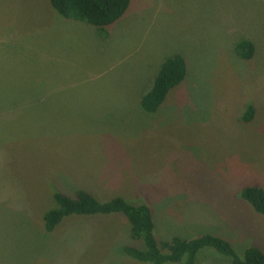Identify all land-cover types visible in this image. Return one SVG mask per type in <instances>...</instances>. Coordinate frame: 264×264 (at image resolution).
<instances>
[{"label": "rangeland", "instance_id": "374dc122", "mask_svg": "<svg viewBox=\"0 0 264 264\" xmlns=\"http://www.w3.org/2000/svg\"><path fill=\"white\" fill-rule=\"evenodd\" d=\"M107 33L48 0H0V264H148L119 251L141 245L119 213L43 230L52 192L77 188L146 204L156 241L212 234L237 255L264 251V216L239 195L264 189V0H129ZM173 53L184 78L142 111ZM194 264L229 258L203 247Z\"/></svg>", "mask_w": 264, "mask_h": 264}, {"label": "trees", "instance_id": "16d2710c", "mask_svg": "<svg viewBox=\"0 0 264 264\" xmlns=\"http://www.w3.org/2000/svg\"><path fill=\"white\" fill-rule=\"evenodd\" d=\"M57 16L73 20L94 28L101 38H106L107 26L116 21L126 10L129 0H48ZM239 58L246 60L253 54V44L240 39L233 45ZM185 75V60L177 53L166 56L158 65L151 86L139 98V106L144 112H154L164 100L169 89L177 85ZM253 109L247 106L241 116L243 122L251 119ZM240 197L252 209L264 216V189L259 186H244ZM54 206L42 214V226L46 232L51 231L60 219L70 214H121L128 223L129 237L140 241V246L123 245L119 251L132 259L148 264L177 263L194 264L199 249L209 247L229 258V264H264V251L257 246L245 247L237 255L225 239L202 234L190 239L171 236L167 240L156 241L153 236V221L146 204H132L116 195L106 200H97L84 189H74L72 195L59 191L51 194Z\"/></svg>", "mask_w": 264, "mask_h": 264}]
</instances>
